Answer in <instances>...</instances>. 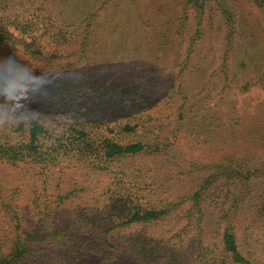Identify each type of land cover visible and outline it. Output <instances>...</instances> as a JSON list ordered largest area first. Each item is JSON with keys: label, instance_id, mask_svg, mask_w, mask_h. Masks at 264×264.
Wrapping results in <instances>:
<instances>
[{"label": "rangeland", "instance_id": "374dc122", "mask_svg": "<svg viewBox=\"0 0 264 264\" xmlns=\"http://www.w3.org/2000/svg\"><path fill=\"white\" fill-rule=\"evenodd\" d=\"M40 1L42 0H37L36 3ZM186 2L187 0H48V5L82 11L83 17L89 11L97 13V23L115 30L114 34L106 33L107 38L101 32L94 50L106 62L94 63L84 56L83 63L75 71L83 77L89 70L94 75L95 85L102 72L110 73L113 80L119 78L117 86L122 79L130 77L135 86L143 88L146 96L138 97V102L147 105L145 109L152 115L150 123L161 128L167 148L153 159H137L133 166L138 172L123 176L119 183L130 188L137 182L139 187L148 188L154 182L159 187L160 194L166 193L173 198L190 192L217 162L233 160L234 166L239 168L257 167L264 161L263 12L250 0H223L224 6H229L236 12V36L227 52L225 20L219 14L216 1L211 0L207 6L199 34L197 24L200 17L192 7L185 5ZM75 11L71 13L74 14ZM196 33L198 42L189 58L188 42ZM91 55L88 54V57ZM59 58V65L52 68V64L49 65L52 72L55 68L60 69L67 62L74 61L69 52ZM26 64L33 69L47 67L36 59ZM45 83L51 85L47 81ZM110 83L113 82L108 85ZM125 86L123 84L120 88ZM77 104L89 111L96 110L98 115L107 114L112 117L118 113L113 105L104 102L96 106L80 98ZM181 109L186 112L182 119H178ZM211 123L215 126L210 125ZM38 172L41 169L25 163L0 165V211L1 203L13 197L14 203L18 202L21 208L20 215L25 219L24 225L31 229L38 218L36 213L45 208V198L53 200L58 193H63L69 197L64 205L56 208L55 204H51L52 210L57 209L52 212L54 225L62 227L63 222L77 220L73 216L77 211L83 214L84 219L77 220L73 231L77 230L82 234L81 237L91 235L92 238L96 235L92 233L96 228L89 222L91 211L86 207L93 200L105 198L101 197V193L110 184V177L90 175L87 170L65 164ZM222 179L207 191L205 197H209L202 204V210L195 209L192 212L196 218V229L193 228L194 225L182 228L188 222L184 214L190 205L188 200L183 203L178 220L166 221L146 229L137 226L122 230L120 234L123 239H135L138 236L147 238L149 250L161 239H165L169 246L168 252H155L158 260L154 264L174 261L177 252L183 254L175 264H200L201 260L202 264H206L201 259L204 257L200 255V251H207L208 254L211 250L217 252L223 227H219L217 220L232 203L231 194L229 198H225V193L221 196L216 189L219 186V190H233L231 185L222 187ZM157 186L151 187L157 189ZM260 190L257 184L252 185V193L250 196L246 195V206L242 208L238 224L239 231L254 232L253 239L259 240V245L264 247V221L259 219L247 223V217L254 213L256 205V201L251 198ZM216 196L220 199H216ZM37 197H40V208L34 203ZM97 205L100 206L99 209L102 208L101 203L97 202ZM1 212L5 214L4 211ZM3 213H0V238L5 234L3 231L8 229ZM201 216L198 221L197 218ZM176 231H180V236L174 238ZM200 247L204 249L199 250ZM72 249L70 247L66 251L69 255L64 254L51 264H87L90 258L86 252L82 249L74 252ZM53 250L57 252L55 254L60 252L58 248ZM96 251L95 261L99 263L103 252L101 254Z\"/></svg>", "mask_w": 264, "mask_h": 264}, {"label": "trees", "instance_id": "16d2710c", "mask_svg": "<svg viewBox=\"0 0 264 264\" xmlns=\"http://www.w3.org/2000/svg\"><path fill=\"white\" fill-rule=\"evenodd\" d=\"M36 1L0 0V57L15 55L24 63L36 59L46 64V68L34 70L38 76L51 79L46 81L51 84L53 102L47 106L34 105L46 113L34 126L26 128L21 125L9 131H0V165L25 163L41 169V172L62 164L72 165L76 169L87 170L90 175L109 176L110 184L101 193V197L105 198L93 200L86 207L92 215L89 222L96 228L92 232L96 235L92 238L91 235L81 237V233L73 231L77 220L84 219L83 214L77 211L73 214L77 220L63 222L62 227L54 225L52 212L65 204L69 199L67 194L58 193L53 200L45 198V208L36 213L38 218L31 229L24 225L25 219L20 215L19 203H14L13 197L3 201L1 211L5 214L1 211L0 213L6 218L8 229L3 231L5 234L0 238V264H51L64 254L69 255L66 251L70 247L74 252L84 250L90 258L87 264H154L158 260L155 252H168L169 246L165 239H161L149 250L147 238L138 236L135 239H123L121 231L137 226L146 229L166 221L178 220L183 203L188 200L190 205L184 211L188 222L182 228L187 229L194 225L193 228L196 229V218L192 212L195 209L202 210V204L209 197H205L207 191L221 178L222 187L231 185L233 190H219V186L216 189L221 196L225 193V198H229L231 194L232 203L229 209L221 211L217 220L219 227L223 226L217 252L211 250L208 254L202 250L200 255L204 258L201 259L206 264H264V247L259 245V240L253 239L254 232L243 233L239 231L238 224L242 208L246 206V195H251L253 184H257L261 190L251 198L256 201V212L247 217V223L259 219L264 221V161L257 167L239 168L234 166L233 160L217 162L197 186L175 198L166 193L160 194L159 187L154 182L150 184L157 186V189L151 186L141 188L137 182L130 188L122 186L119 180L123 176L138 172L133 166L137 159H153L167 148L161 128L150 123L152 115L146 111L147 105L138 102V97L146 96L143 88L135 86L130 77L122 79L117 86L119 78L113 80L110 73L100 72L96 85L94 75L89 70L80 77L75 68L81 66L84 56L94 63L106 62L94 50L101 32L107 38L106 33L114 34L115 30L97 23L95 18L98 14L92 11L83 17L82 11L48 5V0L39 3ZM215 1L219 14L225 20V49L229 52L236 36V12L231 7L224 6L223 0ZM250 1L264 15V0ZM210 2L211 0H187L185 4L192 7L200 17L197 24L198 34L202 31L203 14ZM71 11H75L74 14ZM197 38L196 33L188 42L189 58L196 49ZM68 52L74 57V61H69L52 72L49 65L52 64L51 68L59 65V57ZM90 53L92 55L88 57ZM62 69L67 70L62 72ZM109 82L113 83L108 85ZM123 84L126 86L120 88ZM80 98L96 106L103 102L113 105L118 113L112 117L107 114L98 115L96 110L89 111L80 107L77 104ZM181 110L178 119L185 115L186 110ZM109 117L110 119H106ZM104 119L106 120L101 122ZM210 125L215 126L213 123ZM39 199L40 197L34 199L37 208L41 207ZM216 199L219 200V196ZM97 202L101 203V209ZM212 202L216 203V200L212 199ZM51 204L57 207L52 210ZM201 218L202 216L197 220ZM179 236L180 231L173 235L174 238ZM191 238L192 236L190 240ZM54 248H58L60 252L55 254L57 252ZM201 249L204 248L200 247L199 250ZM95 251L101 254L103 252L102 261L99 263L95 261ZM182 254L177 252L175 260L168 264H175ZM200 262L202 264L203 260Z\"/></svg>", "mask_w": 264, "mask_h": 264}, {"label": "clouds", "instance_id": "9594fccd", "mask_svg": "<svg viewBox=\"0 0 264 264\" xmlns=\"http://www.w3.org/2000/svg\"><path fill=\"white\" fill-rule=\"evenodd\" d=\"M0 131L37 124L46 113L34 107L53 102L49 77L38 76L28 64L15 55L0 57Z\"/></svg>", "mask_w": 264, "mask_h": 264}]
</instances>
